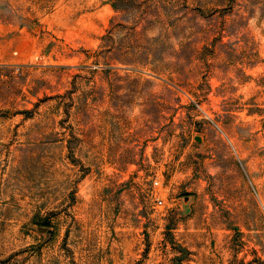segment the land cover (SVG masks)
<instances>
[{"label": "rangeland", "instance_id": "374dc122", "mask_svg": "<svg viewBox=\"0 0 264 264\" xmlns=\"http://www.w3.org/2000/svg\"><path fill=\"white\" fill-rule=\"evenodd\" d=\"M0 264H264V0H0Z\"/></svg>", "mask_w": 264, "mask_h": 264}, {"label": "built area", "instance_id": "2783aa9c", "mask_svg": "<svg viewBox=\"0 0 264 264\" xmlns=\"http://www.w3.org/2000/svg\"><path fill=\"white\" fill-rule=\"evenodd\" d=\"M153 184L154 185H157L158 184V181L155 179L154 181H153ZM162 201H161V199H157V203H161Z\"/></svg>", "mask_w": 264, "mask_h": 264}]
</instances>
